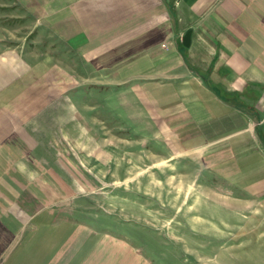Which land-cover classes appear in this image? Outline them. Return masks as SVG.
Masks as SVG:
<instances>
[{"label":"crops","instance_id":"crops-1","mask_svg":"<svg viewBox=\"0 0 264 264\" xmlns=\"http://www.w3.org/2000/svg\"><path fill=\"white\" fill-rule=\"evenodd\" d=\"M30 1L72 58L96 61L108 77L100 82L131 84L129 110L143 106L148 130L174 132L177 154L200 157L228 193L264 195V0ZM28 64L17 49L0 50V264H154L136 243L86 223L82 176L58 148L82 144L88 108L72 105L41 62ZM211 207L226 221L242 212ZM245 207L264 214V201ZM249 236L241 251L235 241L193 260L264 264L263 249L248 245L259 233Z\"/></svg>","mask_w":264,"mask_h":264},{"label":"rangeland","instance_id":"rangeland-1","mask_svg":"<svg viewBox=\"0 0 264 264\" xmlns=\"http://www.w3.org/2000/svg\"><path fill=\"white\" fill-rule=\"evenodd\" d=\"M40 12L32 1L0 0V50L24 53L28 68L41 62L44 73L63 80L64 89L72 93L66 94L73 97L72 105L88 108L82 146L58 148L82 176L86 223L100 225L101 233L136 243L138 251L154 264H176L181 258L195 264L194 256L203 263L208 254L235 241L239 243L233 248L241 251L240 240L256 233L259 238L248 239L256 241L248 245L264 251V214L245 209L263 206L264 195L228 193V181L210 178L200 157L177 154L174 132L161 135L148 130V117L139 102L130 112L131 84L100 82L108 77L100 76V67L92 65L96 61L86 65L84 58H72L74 53L66 52L61 39L52 34L48 19L39 22ZM116 90L121 91L114 95ZM259 107L264 109V103ZM200 206L205 207L198 213ZM211 206L242 212L231 211L226 221L225 214ZM250 220V229H242ZM255 221H262L259 228Z\"/></svg>","mask_w":264,"mask_h":264},{"label":"water","instance_id":"water-1","mask_svg":"<svg viewBox=\"0 0 264 264\" xmlns=\"http://www.w3.org/2000/svg\"><path fill=\"white\" fill-rule=\"evenodd\" d=\"M191 30H187L182 37V46L188 48L190 46Z\"/></svg>","mask_w":264,"mask_h":264}]
</instances>
